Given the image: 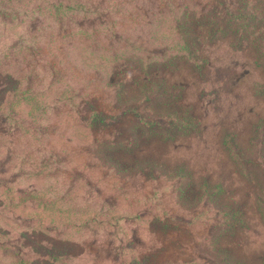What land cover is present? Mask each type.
<instances>
[{"label":"rangeland","instance_id":"obj_1","mask_svg":"<svg viewBox=\"0 0 264 264\" xmlns=\"http://www.w3.org/2000/svg\"><path fill=\"white\" fill-rule=\"evenodd\" d=\"M255 1L55 0L66 4L56 9L41 0H0V99L9 102L0 108V264H48L47 254L51 264H130L135 257L145 264H221L211 237L227 216L199 189L204 179L221 185L223 200L245 219L221 244L245 264H264L261 182L241 177L224 145L229 132L247 147L253 125L264 122L257 87L264 84V27H248L255 33L249 49L232 35L208 36L226 20L225 6L245 15ZM198 19L208 26L197 30ZM133 49L145 61L165 54L174 60L153 75L177 87L179 105L198 128L168 142L141 140L132 154H110L103 143L135 137V119L120 118L127 105L116 81L127 75L107 78L114 57ZM135 105L149 111L147 103ZM257 156L247 158L261 162L264 174V152ZM142 159L157 163L144 168ZM178 166L195 180L185 200ZM43 209L71 219L59 227L43 223Z\"/></svg>","mask_w":264,"mask_h":264},{"label":"trees","instance_id":"obj_2","mask_svg":"<svg viewBox=\"0 0 264 264\" xmlns=\"http://www.w3.org/2000/svg\"><path fill=\"white\" fill-rule=\"evenodd\" d=\"M46 1L47 5L54 7L56 9H60L66 4L64 2L56 3L53 0H41V2ZM34 0H29V5H32ZM65 4V5H64ZM250 4V3H249ZM253 6L252 15L247 14V12L242 14V12L238 11L236 8H233V11H228L227 6H225L224 13L226 15V20L219 23V28H217L214 32L209 30V37H220L218 35H226L227 37L232 35L234 36V42L236 46H243L244 49H249L250 45L255 40H252L253 35L249 31L248 27H252L255 29L257 22L258 24L262 23L263 26L258 32L263 31L264 27V0H256L251 4ZM262 6V8H261ZM256 13H260L259 15L262 17H255ZM191 13H186L184 15L185 18ZM243 20V21H242ZM198 25H200L197 30L206 28L208 24H205L198 19ZM218 27V26H217ZM259 39V38H258ZM135 51L122 53L120 55H116L114 57L115 65H110L109 72L107 75L109 81L113 80V74L118 78V74L127 75L126 78H118L117 85L119 89H121L120 98L123 99L127 108L122 112L120 118L133 117L135 122L132 125V129L134 130V135L132 141L130 142H121V143H103L101 145V149L105 152H128V154H132L136 152V149L139 148V144L141 140H160L162 142H168L170 140L175 139L177 135H186L191 133L195 128H198V123L196 122V117L192 114V112L183 108L179 105L178 96L173 93V88H177L175 86H170L164 79L155 78L153 75V70L159 69L163 70L168 67H173L174 60L170 59L166 62L167 57L166 54L162 55V57H157L156 60H148L141 58L138 54V50L133 49ZM181 49L173 48V53H180ZM184 50L189 51L191 55L194 53L190 49V45H185ZM260 53V52H259ZM264 53V52H263ZM170 58V57H169ZM259 60V66L264 69V56L262 54ZM179 60H186V62L197 70H201L200 64L196 61H192L190 58L183 59L179 58ZM124 62L123 65H118L121 62ZM256 62L258 60L256 59ZM113 63V62H112ZM117 65V66H116ZM112 66V68H111ZM122 71V72H121ZM259 88V95L264 96V84L262 86L257 85ZM22 94L16 95V100L18 97L22 96ZM23 101H26L24 97H21ZM126 100L128 102H126ZM10 101V100H9ZM18 102V101H17ZM147 103L149 111L145 113V115L141 114L138 110V107L135 103ZM8 100L0 99V108L6 107L8 104ZM150 112H153L151 115ZM106 114L100 111H95L94 118H97L101 123L106 122ZM119 118V117H117ZM116 117L108 118L111 120L117 119ZM225 141L224 145L227 151V154L235 166L238 174L247 179V182L251 184L258 185L260 182V189L262 195L259 196L258 199V212L259 216L264 223V182L263 180V171L261 162H257V160L251 158H247L249 155H259L260 152H264V122H258L254 124L251 129V138L249 137L247 142V147H243L238 139L237 134L235 133H225ZM257 140L261 141V144L257 142ZM140 165H144V168L151 166L157 161L149 159L138 162ZM134 168V167H133ZM133 168H130L133 169ZM143 168V169H144ZM123 170V171H130ZM174 173L177 174L179 178L186 181L185 185H182L178 191L181 192L182 198L184 196V200L188 198V193L190 189L195 188V180L192 178L190 171L184 166H178L174 169ZM187 176V177H186ZM199 185V186H198ZM196 186L199 187L200 190L205 191L206 196H208V201H212L216 204V208L219 213L227 216V225L222 226V224L217 225V231L211 237V246L215 251V254L222 258L220 260L221 264H245L244 262L237 260L233 257V253L231 250L227 249L221 244L222 238L226 237L228 233L232 235L235 231L236 225H241L245 223V219L242 217L243 212L234 207L232 204H228L223 200L224 189L221 185H212L210 182L204 179L201 184ZM188 188H190L188 190ZM188 190V191H187ZM201 197V196H200ZM200 197L197 198L199 202ZM38 211V210H37ZM44 214L43 223H50L55 227H59L61 222L66 221L68 218L66 212L59 211V214L54 210L53 212L45 211V209L41 210ZM89 212V210H87ZM238 215H241L239 217ZM222 226V227H221ZM221 227V228H220ZM225 227V228H224ZM72 228V227H71ZM220 228V229H219ZM45 256V260L48 261V264L53 263L54 257L47 254ZM26 259V258H25ZM24 258H16L15 264H28L30 260H25ZM146 259L135 257L132 259L130 264H145ZM134 262V263H133ZM264 263V260H263ZM191 264H197L195 262Z\"/></svg>","mask_w":264,"mask_h":264}]
</instances>
